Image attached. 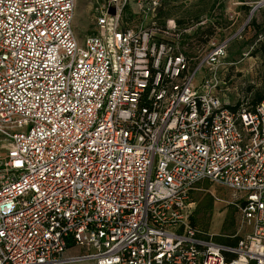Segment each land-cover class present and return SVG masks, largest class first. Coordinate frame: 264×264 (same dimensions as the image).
Wrapping results in <instances>:
<instances>
[{"label": "built area", "instance_id": "built-area-1", "mask_svg": "<svg viewBox=\"0 0 264 264\" xmlns=\"http://www.w3.org/2000/svg\"><path fill=\"white\" fill-rule=\"evenodd\" d=\"M76 2L0 0V264H264V66L230 109L226 43L194 67L174 20L126 25L129 0L80 38ZM202 180L234 193L236 246L191 225Z\"/></svg>", "mask_w": 264, "mask_h": 264}, {"label": "rangeland", "instance_id": "rangeland-1", "mask_svg": "<svg viewBox=\"0 0 264 264\" xmlns=\"http://www.w3.org/2000/svg\"><path fill=\"white\" fill-rule=\"evenodd\" d=\"M105 1L77 0L75 30L80 38L93 32L97 6ZM260 1L159 0L157 10L153 11L152 0H129L127 18L132 27L162 29L174 20L177 31L166 37L179 35V46L194 58V67L212 48L226 43V58L219 67L220 85L214 91L227 104L242 102L240 106L250 107L252 94L247 93L248 87L262 89L264 57L256 52L264 41V7H260ZM243 5L250 6V10L243 9ZM255 6L258 7L251 15ZM199 28L202 33L195 36ZM208 74L202 69L196 82L200 83ZM1 141L0 136V145ZM190 202V221L216 240L230 242L248 230L242 223L240 208L234 203V193L223 185L199 181L190 191Z\"/></svg>", "mask_w": 264, "mask_h": 264}, {"label": "trees", "instance_id": "trees-1", "mask_svg": "<svg viewBox=\"0 0 264 264\" xmlns=\"http://www.w3.org/2000/svg\"><path fill=\"white\" fill-rule=\"evenodd\" d=\"M242 2H245L246 0H240ZM243 9L245 10H250V6L248 5H243L242 6ZM127 8L125 10V14H124V22L126 23L127 26H130L128 24V18H127ZM201 32V29L199 28L195 34V36L199 35ZM175 37V36H174ZM187 37H191L190 35H187ZM158 38H161L160 35H158ZM207 40H205L206 42ZM180 50L186 55V57L190 60V63L194 65V58L190 57V55H188L185 51H183L181 49V47L179 46ZM256 52H259L263 57H264V41L261 42L259 44V46L256 48ZM194 62V63H193ZM247 93L249 94H252L251 96V99H250V102H249V105H250V108H255L256 105L262 100V97H263V94H262V89L261 90H255V86L251 85L248 87L247 89ZM242 104V102H238L237 104L233 105V104H228L226 105L228 108L230 109H238L240 107V105ZM204 181V180H202ZM208 181V180H206ZM210 182V181H209ZM191 222V225L199 230H202V231H205L203 228H201L198 224L194 223L193 221H190ZM207 232V231H205ZM214 238V236H213ZM215 239V238H214ZM241 239V237H237L236 239L230 241V242H224V241H220V240H216L217 242L219 243H222V244H226V245H230V246H236L239 242V240ZM251 264H256L254 261L251 262Z\"/></svg>", "mask_w": 264, "mask_h": 264}, {"label": "water", "instance_id": "water-1", "mask_svg": "<svg viewBox=\"0 0 264 264\" xmlns=\"http://www.w3.org/2000/svg\"><path fill=\"white\" fill-rule=\"evenodd\" d=\"M257 7L258 6H255V7H253V9H252V11H251V15L254 13V11L257 9ZM109 12L111 13V14H115V8L114 7H110V10H109Z\"/></svg>", "mask_w": 264, "mask_h": 264}, {"label": "crops", "instance_id": "crops-1", "mask_svg": "<svg viewBox=\"0 0 264 264\" xmlns=\"http://www.w3.org/2000/svg\"><path fill=\"white\" fill-rule=\"evenodd\" d=\"M85 29H86V28H85ZM79 33H81L80 30H79Z\"/></svg>", "mask_w": 264, "mask_h": 264}]
</instances>
